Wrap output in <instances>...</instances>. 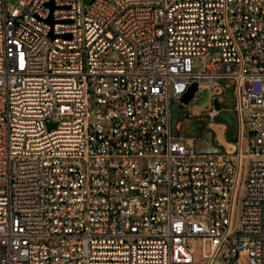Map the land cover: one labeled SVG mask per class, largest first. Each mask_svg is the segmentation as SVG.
Segmentation results:
<instances>
[{
  "label": "built area",
  "instance_id": "1",
  "mask_svg": "<svg viewBox=\"0 0 264 264\" xmlns=\"http://www.w3.org/2000/svg\"><path fill=\"white\" fill-rule=\"evenodd\" d=\"M0 264H264V0H0Z\"/></svg>",
  "mask_w": 264,
  "mask_h": 264
},
{
  "label": "rangeland",
  "instance_id": "2",
  "mask_svg": "<svg viewBox=\"0 0 264 264\" xmlns=\"http://www.w3.org/2000/svg\"><path fill=\"white\" fill-rule=\"evenodd\" d=\"M115 54L112 53V56H114ZM229 96V95H232L231 93V89L228 90V92H226V96ZM193 105V104H192ZM192 105L188 106V111H191L192 110ZM187 111V112H188ZM190 120H188V122L186 123H189V126H191L190 129H188V134L189 136H197L199 138L201 137H204L206 135V132L209 131V132H214L215 136H217L218 134V131L217 129L215 128L214 124L216 122V119L215 120H212V121H209V124H208V127L207 128H200L201 127V120H202V115H193L191 116V118H189ZM227 124V125H226ZM224 124L226 126V129H225V132H226V136L227 138L230 140L233 136H234V133H235V129H236V121L233 119L231 123H226ZM49 128H54L57 126V122L53 121V122H50L48 124ZM215 142L218 146H220L216 140V137H215ZM197 145L199 146V144L197 143ZM233 145V143H232ZM227 148V145H225V149ZM253 159L249 158L247 159V170H246V174L248 173V167L250 165V162L252 161ZM246 176H245V179H244V182H243V186L241 187L240 189V195H239V201H240V205H239V212L237 214V217H236V230L237 231H240L241 229V212H242V202H243V199L245 197V194H246ZM190 243L192 244V246H194L196 248V253L200 252L202 250V244H203V240L202 238H196V239H192L190 240ZM207 251L209 252L210 251V243L207 242ZM197 256V255H196Z\"/></svg>",
  "mask_w": 264,
  "mask_h": 264
},
{
  "label": "water",
  "instance_id": "3",
  "mask_svg": "<svg viewBox=\"0 0 264 264\" xmlns=\"http://www.w3.org/2000/svg\"><path fill=\"white\" fill-rule=\"evenodd\" d=\"M48 5L51 7L53 10L55 8V4L53 1L49 2ZM48 21L53 25L55 23V20L53 16L51 15L48 18ZM53 36L55 34L53 31L51 32ZM70 36V34L66 35ZM197 90V85L193 84L188 92H186L182 98L183 102L188 104L191 99L194 97L195 91ZM219 94L218 90H210L206 89L205 93L202 98H200L196 103L192 105V110L188 111L185 115L183 114V110L179 108V106L175 105L173 107V115H174V123L178 121L179 118L182 117H188L190 114L193 115H202L205 111L208 110V108H211L212 105L214 104L218 109L221 107H229V104H227L225 101H220L218 98L212 99L214 95ZM205 122H208L209 116L206 114L204 115ZM216 121L218 122H223V123H231V113H226V112H221L216 116ZM234 140V139H232ZM220 146H225V144L220 141L218 142ZM227 151H231L230 149L226 148Z\"/></svg>",
  "mask_w": 264,
  "mask_h": 264
},
{
  "label": "crops",
  "instance_id": "4",
  "mask_svg": "<svg viewBox=\"0 0 264 264\" xmlns=\"http://www.w3.org/2000/svg\"><path fill=\"white\" fill-rule=\"evenodd\" d=\"M224 124L226 123L216 121L214 126L218 131L217 136H215L214 132L207 131L204 137L199 138L197 142L199 144L198 147L207 151H217V150L225 149V146H218L216 144L215 142V137H216L217 142L222 141L225 145H227L228 149L232 150L233 138H231L230 140L227 138L225 132L226 126Z\"/></svg>",
  "mask_w": 264,
  "mask_h": 264
},
{
  "label": "flooded vegetation",
  "instance_id": "5",
  "mask_svg": "<svg viewBox=\"0 0 264 264\" xmlns=\"http://www.w3.org/2000/svg\"><path fill=\"white\" fill-rule=\"evenodd\" d=\"M218 99H219L220 101H225V100H226L224 95L221 96V97L218 98ZM232 100H233V96H232V95H229V96L227 97L226 103L228 104L229 101H232ZM233 119L236 121V129H235L234 136H233L232 138H234V137L236 136V131H237V120H236L235 116H234L233 114H231V122H232ZM226 125H227V124H226Z\"/></svg>",
  "mask_w": 264,
  "mask_h": 264
}]
</instances>
